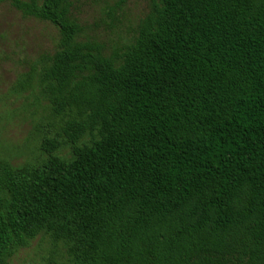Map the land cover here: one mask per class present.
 <instances>
[{"label":"trees","instance_id":"obj_1","mask_svg":"<svg viewBox=\"0 0 264 264\" xmlns=\"http://www.w3.org/2000/svg\"><path fill=\"white\" fill-rule=\"evenodd\" d=\"M1 4L60 38L12 87L48 115L33 162L0 159V264L39 237L62 264H264V0H150L112 49L73 0Z\"/></svg>","mask_w":264,"mask_h":264},{"label":"rangeland","instance_id":"obj_2","mask_svg":"<svg viewBox=\"0 0 264 264\" xmlns=\"http://www.w3.org/2000/svg\"><path fill=\"white\" fill-rule=\"evenodd\" d=\"M73 1L86 36L108 49L121 48L135 37L150 5V0H126L122 5L121 0ZM59 38L51 24L24 18L9 4L0 5V159L13 165L33 162L32 151L38 145L34 127L48 114L36 94L12 95V87L42 56L55 51ZM64 255L61 245L39 237L11 264H62Z\"/></svg>","mask_w":264,"mask_h":264}]
</instances>
